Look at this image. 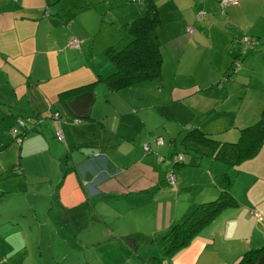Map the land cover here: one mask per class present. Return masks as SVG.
<instances>
[{
  "label": "crops",
  "instance_id": "crops-1",
  "mask_svg": "<svg viewBox=\"0 0 264 264\" xmlns=\"http://www.w3.org/2000/svg\"><path fill=\"white\" fill-rule=\"evenodd\" d=\"M153 1L161 19L156 32L160 42L163 40L162 56L170 54L175 64L181 61L190 45H198V40L212 45L213 37L218 38L222 46L223 42L247 34L258 37L264 48V0H237L223 10L218 0ZM144 10L143 2L130 0H0V89H4L5 84L8 98L0 93L2 104L11 108L26 100L23 113L28 115L26 117L44 116L33 128L38 130L37 136L47 137L51 154L55 153L64 162L63 167L50 166V174L35 183L39 184V189L28 181L25 184L20 176L23 174L20 161L22 163L24 141L21 139L17 144L13 140L5 144L0 132V180L4 176L17 180L14 187H10L17 197L14 209L0 210V264H137L134 259L141 248L140 242L146 247L198 204L218 197L224 174L231 181L229 191L237 203L221 209L184 249L164 264H239L250 250H259L251 264H264V144L255 156L233 167L206 156L197 158L193 155L191 167L195 170L191 172L200 175L201 171L206 174L208 170L209 179L191 183L192 190L186 198L181 197V190L187 186L182 183L178 171L179 167L189 165L183 156L184 163H171L159 176L148 174L147 171L152 172L148 167L126 169L122 163L126 160L120 158H116L119 173H109L114 171V164L107 159L106 153L112 151V138L122 136L123 121H118L114 133L104 118L97 117L95 112L98 104L101 112L104 109L100 98L109 95L113 99L121 98L103 80L112 73L113 65L106 61L100 63L97 55L113 45L110 44L117 25L126 26ZM200 12L205 15L197 19ZM100 26L107 27L108 32L97 37ZM71 38L80 42L78 48L70 45ZM220 54L221 50L215 56V62ZM236 56L230 54V65L224 69L216 67L209 75V81L196 80L183 88L176 86L172 100L196 95L195 106L202 115L216 110L217 103L223 105L226 102L223 113L239 110L244 103L239 105L237 99L243 98L242 89L249 87L224 78ZM96 80L91 88L60 98L62 91ZM209 101L214 105L209 106ZM245 106L248 107L246 118L240 116L229 125L222 123L225 128L222 132L237 127V121L245 120L249 124L259 116L261 103L249 99ZM61 110L66 113L67 120L79 118L77 125H82L64 144L52 139L55 134L49 120V114L53 117ZM122 113L121 107L115 117ZM194 125L202 129L201 121L195 120ZM230 138L233 137H227ZM84 148L96 151L86 154L82 151ZM175 148L173 154H178ZM75 152L78 153L75 155ZM51 159L55 161L54 157ZM98 161L99 166L96 165ZM198 166L200 168L196 169ZM122 171L126 172L125 178L110 179ZM169 171L176 178L173 188L166 181ZM5 187L8 186L0 189L2 198L7 196ZM166 188L177 200L183 198L190 203L178 207L174 214L169 210L165 220L159 215L158 225L152 230L135 229L131 224L134 215L126 222V231L120 232L118 225H111L113 215H109V210L114 206L113 197L133 195L137 199L139 196L140 201L138 204L135 201V206L157 204ZM29 195L33 198L28 199ZM87 211L94 215H88ZM88 218L90 225H87ZM127 237L135 238V249L123 240Z\"/></svg>",
  "mask_w": 264,
  "mask_h": 264
},
{
  "label": "rangeland",
  "instance_id": "rangeland-1",
  "mask_svg": "<svg viewBox=\"0 0 264 264\" xmlns=\"http://www.w3.org/2000/svg\"><path fill=\"white\" fill-rule=\"evenodd\" d=\"M167 25L169 27L171 26L170 23ZM106 28L100 26L98 28L99 34L97 37L104 36V34L108 32ZM114 34V39L110 45H115V50L124 47L131 39L127 27L123 25H117L114 29ZM249 37H252L253 40H258V44L260 45L255 46L253 49L245 46L244 41ZM162 41L163 40H161V44L163 45ZM197 44L198 45H190L178 64L174 63L170 54H163L162 75L160 78L145 80L129 87L119 89L117 94L121 98L120 100L110 98V95L106 98H100V104H102L104 109L101 112V107L98 104L95 115L97 117H99V115L103 117L109 126L113 128L112 131L114 133H116V129L118 128V121L120 119L123 121L122 128H120L122 136L119 138L114 136L112 138V143L110 144L112 151L108 154L106 153L107 159L114 164V171L109 172L110 174L119 173L116 158H120L121 160H126V162L122 161L126 169L136 168L144 170L148 167L152 170L151 173L147 171L148 174L159 176V174L167 169L168 165H171L175 146V151L179 152L175 157L177 158L178 155H181L184 157L186 164H189L183 167H177L182 176V183L187 186L181 190V197L186 198L188 197L187 194L192 190L191 183H195V180L198 179H200V183H203V179H209V174L208 170H206V174H203L201 171L200 175L191 172V170H195L191 167L194 156L189 152L183 151L182 146L179 144L182 137L180 131L189 129L194 125V121L196 120L201 121L203 131L217 133L216 136L222 139H227V137H233L230 139H234L238 136L239 129L248 123L245 122V120L237 121V127L227 128L224 132L221 131L225 129L221 124L226 122L227 125H229L240 116L246 118L248 114V110L246 109H248V107L245 106V103H247L249 99H254L257 103L262 104L259 113L264 109V48L262 47V41L258 37L242 34V36L235 37L233 41L230 39L228 43L223 42L222 46L220 40L213 37L212 45L204 44L199 40ZM220 50L221 54L215 62V56ZM242 51H244V53H241ZM234 53L235 55L237 54L235 61H237V66L239 63L240 67L237 73L234 72L230 81L238 82L242 86L245 85L249 87L247 90L242 89V97L244 99L241 97L238 99H231H237L239 105L244 103L239 110L233 111L231 114L223 113L222 108L227 106L226 102L223 105L217 103L215 106L216 110H211L205 115H202L199 112L200 109L195 106L196 95L190 94L187 98L175 102L172 100L171 94L176 86L183 88L190 86L196 80L200 82L209 81L207 79L216 67L224 69V67L230 65V54L234 55ZM97 56L100 63L106 61L112 64L104 52H100ZM105 76L106 75L103 77ZM4 89H0V93L5 99H8ZM93 96L95 97L97 95ZM208 105L212 106L214 104L209 101ZM25 106L26 100L23 101L22 104L8 108L2 104L0 97V132L3 134L2 138L5 144L13 140L19 144L16 139H22L24 141L22 163L20 161V169H23V174L20 176L24 179L25 184L28 181L31 186L39 189V184L35 183H40V181L44 180V177L50 174L51 167L53 168V166L55 167L56 165L63 167L64 162L63 158L57 157L55 153L52 152L51 154L46 136L43 134L40 137L37 136L39 135L38 130L36 131L33 129V125H36L35 119L32 116L30 118L26 117L28 115L23 114ZM121 107L123 111L122 115L115 117L116 112ZM18 115L19 117H17ZM43 115L47 116L46 113H43ZM65 115L66 113L64 110L56 112L53 117L52 113L49 114V120L52 122V128H54L55 134V138L52 139L57 142L56 133H60L63 137L60 141H62L61 143L63 144L66 143L69 136H74L79 132V129L82 128V125H77L79 122H74L76 118L67 120L64 117ZM259 116L249 122V124L259 119ZM22 118H24L26 123L24 125L18 122V119ZM27 120H29V122H26ZM25 130L27 132L23 137L22 134ZM230 134L233 136H230ZM105 139H108V137L106 136ZM144 146L150 147V150L146 151L143 148ZM77 153L78 152H75V155ZM52 157L55 159L54 162H52ZM69 161L70 159L68 160V167L71 169L72 164ZM75 165H78V162H75ZM96 165L99 166L101 163L98 161ZM199 166L196 167V169L200 168ZM201 166L203 167V165ZM120 177H122V179L125 178L126 172L122 171V173L117 176H110V179L119 181ZM129 179L134 180V178ZM156 179L158 180V178ZM16 181L15 178H11L10 176H4L0 180V189L3 188V186H8L5 187V195H7L5 198H2L3 194L0 190V210L5 211L6 209H14L17 197L16 193L10 190V187H14ZM171 188H173V186H171ZM30 196L32 195H29L28 199L33 198ZM113 199H115L113 202L114 206L110 207L109 210V215H113V222L111 225H118L120 232L126 231V222L131 220L132 215H134V218L132 216L131 224L135 229L139 230L140 228H144L146 230H152L154 226L158 225L159 215H163L165 220L169 210L174 214L178 207H184L190 203L183 201V198L177 200L167 188L162 192L160 196L161 200H159L157 204H141L142 206H135L134 202L136 201L138 204L140 197L137 196V199H134L133 195H128L126 197L120 196L119 198L113 197ZM191 200L192 197L189 198V201ZM113 203H111L110 206ZM131 207L132 209L130 210ZM159 210L161 213H159ZM87 213L90 216L94 215L92 211H87ZM87 221V225H90V218H88ZM145 224L146 227L143 226ZM84 225L85 224H83L82 227H84ZM82 231L85 233L87 228ZM120 232H117V235H119L118 233ZM101 239L103 240L104 238ZM140 245L141 248L139 251H136V259H134V261L137 264H149L150 258H157L161 255L163 241L161 237H157L151 243H148L146 247H144L142 242H140ZM139 255H141V258L138 257Z\"/></svg>",
  "mask_w": 264,
  "mask_h": 264
},
{
  "label": "trees",
  "instance_id": "trees-1",
  "mask_svg": "<svg viewBox=\"0 0 264 264\" xmlns=\"http://www.w3.org/2000/svg\"><path fill=\"white\" fill-rule=\"evenodd\" d=\"M130 1L143 2L145 10L142 15L127 23V30L131 39L124 47L115 50L114 45H112L104 50V54L113 65V71L103 80L112 91H118L138 82L161 77L163 57L161 42L156 32V27L161 22L158 8L153 0ZM249 38L252 39V37ZM255 41L253 48L259 46L258 40ZM244 45L247 46L246 40ZM79 46L80 42L77 48ZM236 57L231 64V70L229 69L225 72L224 78L227 80L231 79L234 72H236ZM96 82L97 80L75 88L66 89L60 92V98L91 88ZM33 118L35 123L39 124L41 119H44V116H41V118L33 116ZM22 121V125H24V118H22ZM26 132L25 130L22 136ZM179 144L182 146L183 151L189 152L197 158L206 156L222 161L229 167L236 166L255 156L264 144V109L261 111L259 119L240 128L238 136L234 139L222 140L214 133L203 131L199 125H193L189 129L183 130ZM176 155V153L173 155L172 163H184L182 159L178 160L175 157ZM222 181L223 188L216 199L198 204L182 221L173 223L161 235V240L163 241L161 255L157 258H150L149 264H164L167 259L184 249L201 228L213 220L221 209L237 203L229 191L231 181L226 174L223 175ZM258 251H247L239 264H251L254 262Z\"/></svg>",
  "mask_w": 264,
  "mask_h": 264
},
{
  "label": "built area",
  "instance_id": "built-area-1",
  "mask_svg": "<svg viewBox=\"0 0 264 264\" xmlns=\"http://www.w3.org/2000/svg\"><path fill=\"white\" fill-rule=\"evenodd\" d=\"M237 2V0H218V4L220 6V8L224 9L227 5L231 4V3H235ZM205 15V12H200L198 15H197V19H201L203 18ZM191 29L188 28V31H190ZM256 41L251 39V38H246V45L248 47H250L251 49H253L254 45H255ZM70 44L74 47H77L79 45V41L76 39V38H72L70 40ZM18 122L22 125L23 124V121L22 119H18ZM75 123H78L80 122V119L79 118H76L74 120ZM16 129V128H15ZM17 138V137H16ZM56 138L57 140H62L63 137L60 133H56ZM18 142H21V139H16ZM160 142V140H159ZM146 151H149L150 150V147H147V146H144L143 147ZM177 159L178 160H181L182 159V156L181 155H178L177 156ZM175 175L172 171H169L167 174H166V181L169 185L171 186H174L175 185Z\"/></svg>",
  "mask_w": 264,
  "mask_h": 264
},
{
  "label": "water",
  "instance_id": "water-1",
  "mask_svg": "<svg viewBox=\"0 0 264 264\" xmlns=\"http://www.w3.org/2000/svg\"><path fill=\"white\" fill-rule=\"evenodd\" d=\"M241 53H244V51H242ZM239 67H240V65H239V63H238V66H237V69H236V72L238 71V69H239ZM82 151L84 152V153H86V154H91V153H93L94 151H96V150H93V149H91V148H84V149H82ZM132 249H135V244H134V242H135V238H133V237H127V238H124L123 239Z\"/></svg>",
  "mask_w": 264,
  "mask_h": 264
}]
</instances>
